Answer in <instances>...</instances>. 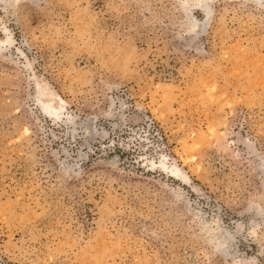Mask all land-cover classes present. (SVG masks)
Wrapping results in <instances>:
<instances>
[{
  "label": "rangeland",
  "instance_id": "1",
  "mask_svg": "<svg viewBox=\"0 0 264 264\" xmlns=\"http://www.w3.org/2000/svg\"><path fill=\"white\" fill-rule=\"evenodd\" d=\"M0 264H264V0H0Z\"/></svg>",
  "mask_w": 264,
  "mask_h": 264
},
{
  "label": "bare ground",
  "instance_id": "2",
  "mask_svg": "<svg viewBox=\"0 0 264 264\" xmlns=\"http://www.w3.org/2000/svg\"><path fill=\"white\" fill-rule=\"evenodd\" d=\"M45 108H47L52 114L56 113L55 109H50L49 107H45Z\"/></svg>",
  "mask_w": 264,
  "mask_h": 264
}]
</instances>
